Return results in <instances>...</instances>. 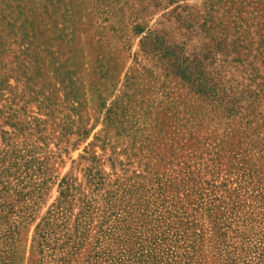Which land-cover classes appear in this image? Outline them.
Returning a JSON list of instances; mask_svg holds the SVG:
<instances>
[{
  "label": "rangeland",
  "instance_id": "obj_1",
  "mask_svg": "<svg viewBox=\"0 0 264 264\" xmlns=\"http://www.w3.org/2000/svg\"><path fill=\"white\" fill-rule=\"evenodd\" d=\"M137 258L264 263V0H0V264Z\"/></svg>",
  "mask_w": 264,
  "mask_h": 264
},
{
  "label": "trees",
  "instance_id": "obj_2",
  "mask_svg": "<svg viewBox=\"0 0 264 264\" xmlns=\"http://www.w3.org/2000/svg\"><path fill=\"white\" fill-rule=\"evenodd\" d=\"M178 58V56H176ZM178 63V62H176ZM180 70L179 73L182 75V78L191 82L198 93H203L206 96H215L219 95V90L217 83L202 72L199 69V62L194 59L190 62H187V59L183 63H178ZM199 70V71H198ZM45 229H38V239L41 241L44 237ZM133 264H145L141 258L134 260ZM264 264V263H263Z\"/></svg>",
  "mask_w": 264,
  "mask_h": 264
}]
</instances>
